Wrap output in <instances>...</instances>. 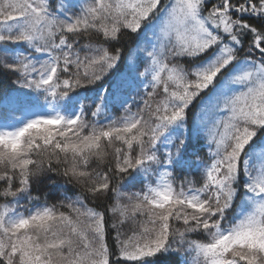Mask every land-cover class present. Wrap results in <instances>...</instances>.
<instances>
[{"label": "snow or ice", "instance_id": "obj_1", "mask_svg": "<svg viewBox=\"0 0 264 264\" xmlns=\"http://www.w3.org/2000/svg\"><path fill=\"white\" fill-rule=\"evenodd\" d=\"M0 77V264H264V0H0Z\"/></svg>", "mask_w": 264, "mask_h": 264}, {"label": "trees", "instance_id": "obj_2", "mask_svg": "<svg viewBox=\"0 0 264 264\" xmlns=\"http://www.w3.org/2000/svg\"><path fill=\"white\" fill-rule=\"evenodd\" d=\"M53 2H55V0H53ZM115 71H119V69H116ZM115 71H113L112 75H115ZM109 78H111V77H109ZM12 79H14V77ZM92 87H95V86H92ZM8 95H17V93L12 91V89L10 88V82H9L8 79H6L4 77H0V110L2 108V111L4 110V108H5L6 104H7V101H6L5 97L8 96ZM193 111H195V109H193ZM16 114H18V113H16ZM116 115H119V113H116ZM190 118H191V114H190ZM49 191H51L49 188L45 187L44 184H41L39 186V190H37L34 187L33 195L34 196H39L41 203H43L44 199H45V196L43 194L47 193ZM58 198L59 197H51V198H49L48 202L49 203H55ZM129 227L130 226H126L123 230L127 232ZM113 235H114V233H113ZM191 238L192 239H197V240H202L203 239L202 236H198V235H192ZM108 242H109V245L114 244V241L112 240L111 236L108 237ZM159 259L161 260L162 264H170V262H171V260L173 258L160 257ZM180 259H181V262H182L184 257L181 256Z\"/></svg>", "mask_w": 264, "mask_h": 264}, {"label": "rangeland", "instance_id": "obj_3", "mask_svg": "<svg viewBox=\"0 0 264 264\" xmlns=\"http://www.w3.org/2000/svg\"><path fill=\"white\" fill-rule=\"evenodd\" d=\"M0 111H2V108H1V110ZM17 115H19V113L17 114ZM260 150H258V152H259ZM21 203H26L25 201H22ZM28 206H31V205H28ZM191 238V237H190ZM192 239V238H191Z\"/></svg>", "mask_w": 264, "mask_h": 264}]
</instances>
